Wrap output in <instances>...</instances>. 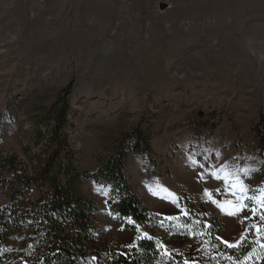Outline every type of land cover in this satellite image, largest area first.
<instances>
[{
	"label": "rangeland",
	"instance_id": "374dc122",
	"mask_svg": "<svg viewBox=\"0 0 264 264\" xmlns=\"http://www.w3.org/2000/svg\"><path fill=\"white\" fill-rule=\"evenodd\" d=\"M72 83L67 133L78 171H98L136 131L149 137L152 155L126 151L125 171L157 217L155 232L152 223L128 230L110 211L108 186L76 184L97 207L104 250L134 255L146 239L161 250L155 264L264 256L254 133L264 122V0H0V157L34 167L27 149L39 150L41 116ZM4 178L1 208L12 194ZM245 239L254 251L240 257ZM0 242L7 262L31 243L9 229Z\"/></svg>",
	"mask_w": 264,
	"mask_h": 264
},
{
	"label": "trees",
	"instance_id": "16d2710c",
	"mask_svg": "<svg viewBox=\"0 0 264 264\" xmlns=\"http://www.w3.org/2000/svg\"><path fill=\"white\" fill-rule=\"evenodd\" d=\"M73 86L70 84L42 114L33 145L39 150L30 155L27 149L28 158L36 163L30 171L18 169L16 156L0 157V173L10 176L4 178L3 184H8L12 193L9 205L0 207V231L20 232L31 242L13 261L16 264H155L161 250L155 242L146 239L138 243L139 249L134 250V255L126 249L104 250L93 234L96 205L75 193L76 184L83 180L104 184L111 189V213L128 230L139 233L152 223L151 231L155 232L157 217L141 206L125 171L126 151L152 155L149 137L136 131L134 142L120 145L113 156L103 160L98 171H78L67 133L71 112L68 98ZM254 133L263 154L264 122L256 125ZM261 222L264 229V220ZM43 243H46L44 249ZM254 245L245 239L240 246V257L253 252ZM234 251L237 250L232 249L230 253ZM2 255L0 264L13 263ZM253 264H264V256H254Z\"/></svg>",
	"mask_w": 264,
	"mask_h": 264
},
{
	"label": "snow or ice",
	"instance_id": "6c2138e0",
	"mask_svg": "<svg viewBox=\"0 0 264 264\" xmlns=\"http://www.w3.org/2000/svg\"><path fill=\"white\" fill-rule=\"evenodd\" d=\"M217 178H220V177H217ZM240 191L243 192L244 191V188L243 187H240ZM253 211H255V210L253 209ZM169 219H174V218H169ZM261 219L264 220V215H261ZM225 243H227V242H225ZM261 247H264V245H261ZM249 258L250 257H245V260H247ZM238 264H239V262H238Z\"/></svg>",
	"mask_w": 264,
	"mask_h": 264
},
{
	"label": "water",
	"instance_id": "95a60500",
	"mask_svg": "<svg viewBox=\"0 0 264 264\" xmlns=\"http://www.w3.org/2000/svg\"><path fill=\"white\" fill-rule=\"evenodd\" d=\"M168 8V5L167 4H161L160 5V10L161 11H164V10H166Z\"/></svg>",
	"mask_w": 264,
	"mask_h": 264
}]
</instances>
